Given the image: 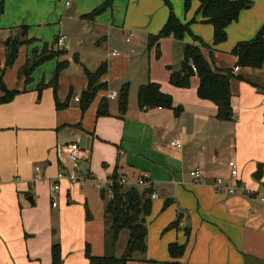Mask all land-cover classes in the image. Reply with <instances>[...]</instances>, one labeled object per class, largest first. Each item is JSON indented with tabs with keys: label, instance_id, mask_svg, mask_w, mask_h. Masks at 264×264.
<instances>
[{
	"label": "crops",
	"instance_id": "obj_1",
	"mask_svg": "<svg viewBox=\"0 0 264 264\" xmlns=\"http://www.w3.org/2000/svg\"><path fill=\"white\" fill-rule=\"evenodd\" d=\"M245 1L250 7L226 28V41L212 46L213 28L202 22L198 0L188 11L184 0H167L175 17L190 23V31L210 46L201 50L205 60L237 77L230 84L233 118L221 121L216 107L197 97V77L187 89L169 83L170 73L180 69L183 46L197 42L186 35L179 42L169 37L147 49L149 37L168 18L163 0H0V70L3 42L26 28V43L2 77L18 94L0 105V264H51L53 245L59 246L61 264H89L87 245L93 255L108 254L105 243L94 253L87 235L94 212L103 209L104 218L107 200L97 184L105 186L114 174L133 183L144 177L147 183L133 188L156 196L150 198L158 202L155 213L170 201L151 240L147 229L146 262H171L168 246L177 243L185 246L178 264H264V205L258 197L264 189L252 179L262 164L264 182V62L257 71L246 68L252 76L243 79L241 69L233 71L237 58L232 55L264 25V0ZM102 6L104 11L91 16ZM59 35L67 40L63 49L55 46ZM48 52L67 63L55 92L47 86L55 72L53 62L45 65L49 60L34 68L28 82L18 76L27 60ZM101 65L107 68L100 80L104 88L82 111L75 98L87 89L85 73ZM149 82L173 98L181 108L178 117L161 108H138V89ZM125 84L128 104L121 115L117 98L108 95L119 94ZM102 100L109 114L97 117ZM175 140L180 149L170 145ZM71 143L80 147L87 171L77 182L60 180L59 191L51 193L56 175L69 170L61 148ZM229 161L238 169L233 195L213 189L217 179L233 184ZM35 167H40L37 180ZM196 169L201 183L190 176ZM177 211L178 226L165 231Z\"/></svg>",
	"mask_w": 264,
	"mask_h": 264
},
{
	"label": "trees",
	"instance_id": "obj_2",
	"mask_svg": "<svg viewBox=\"0 0 264 264\" xmlns=\"http://www.w3.org/2000/svg\"><path fill=\"white\" fill-rule=\"evenodd\" d=\"M169 8V14L166 23L155 36H150L147 43V49L150 50L161 39L172 37L176 42L182 41L184 36L190 33V23H181L173 14L167 0H163ZM192 0H184V10L188 11ZM198 11L201 15L202 22L211 25L213 28V43L212 46H217L226 41V28L235 22L242 10L250 7V2L245 0H198ZM105 6L96 9L91 16L97 15L104 11ZM26 28H20L19 34L10 38L9 44L5 51V68H10L18 55V49L24 45ZM197 45L186 44L183 47L182 63L180 69L176 72H171L169 83L177 88L187 89L190 85L192 77H197V97L200 100L211 102L217 109L216 118L221 121H230L233 118L231 108V80L237 78L231 70L220 71L213 68L204 58L201 50L210 49L198 37L194 38ZM156 58H159V50L156 49ZM232 55L237 58L236 67L249 68L253 71L261 69L264 62V25L258 31L253 39L248 42L237 44ZM58 53L48 52L39 55L34 61L27 60L24 66L19 70L18 76L24 77V81L28 82L30 74L40 64L48 61ZM67 63H58L56 70L47 86H51L56 91L60 73L66 68ZM193 68L195 70H193ZM4 70H0V105L10 103L18 94L17 91L8 90L3 83ZM107 68L101 65L95 72H86L88 81L87 89L81 94L79 99L80 108L82 111L87 109L95 98L98 91L104 88L100 83L102 77L105 76ZM46 85L38 87L39 92ZM118 108L121 115L126 112L128 104V86H121L118 97ZM137 106L139 109H167L174 112L175 116H179L181 108L173 107L171 96L164 94L160 90V86L156 83L149 82L139 87L137 92ZM107 103L102 100L97 110V117L108 116ZM118 178L117 174L110 177L112 180ZM132 191V201L127 202L125 192ZM103 200L106 199L105 193L100 190ZM113 199L107 200L104 207V224L108 234V239L105 242L109 253L102 256H96L91 253L90 246L85 249V257L89 264H127L133 261L135 253L144 254L147 244V227L144 217L151 211V199L145 193H139L134 188H125L123 186H113ZM170 201L164 202V208L169 206ZM90 219L87 213V220ZM177 223H173L168 228H175ZM122 230L128 232L125 249L121 257H116L113 253L118 235ZM185 250L184 245L177 243L169 244L168 254L171 262L160 264H178L177 260L183 255ZM51 264H61L60 250L58 245H53L51 248Z\"/></svg>",
	"mask_w": 264,
	"mask_h": 264
},
{
	"label": "built area",
	"instance_id": "obj_3",
	"mask_svg": "<svg viewBox=\"0 0 264 264\" xmlns=\"http://www.w3.org/2000/svg\"><path fill=\"white\" fill-rule=\"evenodd\" d=\"M68 5V4H67ZM131 37V35H130ZM66 37L64 35H59L55 39V46L58 49H63L65 48L66 45ZM127 42L129 41V38L126 40ZM112 56H119V53L117 51H113ZM193 70H195L193 68ZM240 69L239 67H234L233 71L238 72ZM118 97L117 92H112L111 94L108 95L109 100H115ZM75 101H79L78 98H75ZM172 147H175L177 149H180L182 147L181 143L178 140H175L170 143ZM61 152L65 159L67 160L69 164V170H67V173L60 172L56 175L54 178L55 181H53L50 184V192H58L59 191V181L62 179H68L71 182H77L79 180V176L82 174V159H81V149L80 147L75 144L71 143L68 145H65L61 148ZM118 154H121V151H118ZM228 170H229V176L233 184L231 185H226L224 184L223 180L217 179L215 180L213 189L217 193H225L227 195H233L236 193L238 187H237V182H238V169L237 165L235 164L234 161H229L227 164ZM39 172H40V167H35V175L34 179L37 180L39 179ZM191 178L195 183H201L202 182V173L200 170L196 169L190 173ZM147 181L145 178L139 179L136 183L133 182H128L126 178L121 177L117 178L116 180L109 179L106 182V185L103 186V183H98L97 188L99 190H102L105 193V196L108 197V200L113 199V186L118 185V186H123L125 188H133L134 186H142L145 185ZM248 193V192H247ZM151 197L155 198L156 196L154 194H151ZM259 201L264 205V192L261 193L259 196ZM52 207L56 206V203L54 201H51Z\"/></svg>",
	"mask_w": 264,
	"mask_h": 264
},
{
	"label": "rangeland",
	"instance_id": "obj_4",
	"mask_svg": "<svg viewBox=\"0 0 264 264\" xmlns=\"http://www.w3.org/2000/svg\"><path fill=\"white\" fill-rule=\"evenodd\" d=\"M186 36L190 37V39L192 41H194L195 37H198V36H195L191 31H190V33L186 34ZM174 46H176V42H175ZM159 53L161 54L160 50H159ZM49 62H53V70L54 69L56 70L58 63H61L60 61L58 62V60L56 58H53V59L49 60L48 62H46L45 65L49 64ZM240 69L242 72H244V74H242V75H244L243 79H245L247 74L251 75V73L248 72V69H246V68H240ZM243 69H245V71H243ZM53 70H51V71H53ZM61 73H60V75H61ZM60 75H59V77H60ZM247 81H249V80H247ZM172 101H173V98H172ZM173 107H175L174 102H173ZM165 110H167V109H165ZM169 111H171V110H169ZM171 112H172L173 116H175L174 112L173 111H171ZM176 117H178V116H176ZM105 197H106V200H108V197L107 196H105ZM160 197H161V194H160ZM157 204H158V202L156 200L152 199L151 200L152 211H150V213L144 217L145 224H146V227H147L148 232H149L148 236H150V240L153 239V237L155 236L159 220L165 215L163 213H165V209L167 208V207L166 208L162 207L157 213H155V209L157 207ZM101 205H102V203H101ZM102 213H103V209L98 210V213L94 212V215H93L94 216V218H93L94 222L89 223V226H88V235L87 236H88L89 242L91 243V245L93 247L94 253H96V251L101 250L103 248V244L108 239V234L106 233L105 225H104V222L102 219ZM179 213H180V211L179 212L177 211V214L175 215V219L173 220L174 222H172L171 224L177 223V226H178V220L177 219L181 218V216H179ZM93 224H95L96 227ZM170 229L171 228L167 227V229L165 231L170 230ZM127 238H128V232L126 230H122L118 235L117 241H116L114 249H113V253L116 257L122 256L124 249H125ZM147 240H148V237L146 238V244H147ZM146 253H144V254L135 253L133 255V261H129V262H131L132 264H157L155 262H150V263L146 262V261H149V260H146V257H147Z\"/></svg>",
	"mask_w": 264,
	"mask_h": 264
},
{
	"label": "water",
	"instance_id": "obj_5",
	"mask_svg": "<svg viewBox=\"0 0 264 264\" xmlns=\"http://www.w3.org/2000/svg\"><path fill=\"white\" fill-rule=\"evenodd\" d=\"M9 42H10V40L7 39L5 42H3V45L7 46L9 44ZM86 171H87V165L83 164L82 165V172L86 173ZM262 177H263L262 164H258L256 166V172L252 175V179L254 181H256L257 183H259L261 185V187L264 189V182L261 181ZM146 194H147L148 198H151L150 192H147ZM125 196L127 198V202L130 203L132 201V196H133L132 191L131 190H127L125 192Z\"/></svg>",
	"mask_w": 264,
	"mask_h": 264
}]
</instances>
